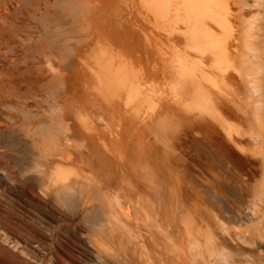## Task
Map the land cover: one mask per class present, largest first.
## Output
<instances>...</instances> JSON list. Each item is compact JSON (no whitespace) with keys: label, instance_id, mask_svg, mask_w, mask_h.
Segmentation results:
<instances>
[{"label":"bare ground","instance_id":"1","mask_svg":"<svg viewBox=\"0 0 264 264\" xmlns=\"http://www.w3.org/2000/svg\"><path fill=\"white\" fill-rule=\"evenodd\" d=\"M110 2L111 0L108 3ZM92 3L90 5H93ZM262 3H263L262 0H236L233 4L234 6L237 7V15L236 16L234 15L236 19L235 18L232 19L233 15L231 13L232 18H230L228 15V18L231 19L229 20L226 17L227 14L226 15L225 13L222 14L219 12V10L218 12L215 10L214 12L207 11L206 8L208 4H206L204 0H141V7L143 10L142 12H140V14L142 16V20H144V22L146 21L148 23L147 25H150L149 27L151 28L149 27L148 28L150 30L152 29L151 32H153V45L152 46L156 45L157 47L156 51L158 53L157 59H159V67L157 69V72L154 75L163 74L166 79L171 78V76L172 78L173 76L174 77L176 76L175 78L180 84L178 88L181 87V89L190 90L187 92H191V90L193 91L196 90L201 93L208 92L209 91L208 89L211 90V88H213V84L205 83V81H203L206 78L205 76V78L203 79V74L207 73V71L205 70L206 72L203 73V69L205 68H204V65L201 66V64L203 63L205 56L208 57L207 54H205V52L209 51L212 55L210 59L212 58L215 61V65L213 67L215 72H217L222 77L229 79V81L230 79L232 80L236 79L243 86H246L249 89L252 88L256 91L261 92V94L264 95V52L260 47L261 32L263 31L264 25L262 23V14H261V11L259 10L262 8L261 7ZM88 4L89 3L85 5H88ZM90 5H88V7H90ZM106 6L105 8L110 7V5L107 7ZM88 7H86V9ZM101 7L103 8V6ZM230 7H233V6H230ZM230 7H228L227 9H231ZM81 9H80L81 12L79 13L81 15H85V12L87 13L86 9L85 10L83 9L85 12H82ZM247 9H251V10L253 9V11H252V14L245 16V10ZM227 13L229 14L230 12H227ZM80 14L78 15V17L80 16ZM134 14L136 15V13ZM86 15L84 17H86ZM81 19H84V18H81ZM87 21L90 22V20H87ZM137 23L141 24L139 22ZM239 23L241 25V28L237 29V24L239 25ZM78 24L81 25V23H78ZM76 29H80L79 26ZM85 29L87 30L88 28L86 27ZM124 29L126 30V28ZM143 29L148 30L147 28L146 29L143 28ZM88 30H90V28ZM75 32H77V30ZM75 32L74 34H76ZM84 32L82 34H84ZM87 32L88 34H91L89 33V31H86L85 33ZM93 32L94 31H92V33ZM116 33H119V32H116ZM70 36H72V33ZM121 36L123 37L124 35H121ZM77 37H78V34H77ZM120 39H123V38H120ZM124 39L125 40L127 39L126 41H128V38H126L125 36H124ZM108 40L110 41V39ZM125 45L126 44H124V46ZM129 45H130V42H129ZM171 45H184V47H186L185 48L186 50L182 51V54L181 53L175 54V53H172L171 50H169ZM145 46H142V47H145ZM64 47L65 46L62 47L63 50L57 49V47L56 49L58 52L59 50L61 52L64 51L62 52V54L63 53L68 54V51L72 50L71 48L72 46L70 45L68 46L70 47L69 48L70 50L67 49V52L65 51L66 47L65 48ZM75 47H73V49ZM129 48L131 47L129 46ZM140 48L138 47V50ZM147 51H151V49ZM73 53H72V57H70L71 54L69 55L66 54V55L69 56V58H73L75 56ZM131 53L132 52H130V54ZM210 53L208 55H210ZM148 54H151V52ZM66 55H65L64 60L68 58ZM85 55H88V53ZM41 56L43 55L41 54ZM79 56L78 57L76 56L78 59V62L80 61V58H81V57L79 58ZM137 56H139V54ZM137 56L135 55V57L134 56L132 57L136 58ZM45 59H48V62H50L52 58L50 59L49 57H47ZM71 60L72 59H70L69 61ZM74 61L76 60L74 59ZM114 61L118 62L119 60L117 61L114 60ZM125 61H127V64H128V59H126ZM125 61H122V62H125ZM132 61L136 63L134 59ZM103 62H104L103 58L102 60L98 59L96 63L97 66L94 67L95 69L92 68L93 67L92 64L94 62L91 63L90 65L92 66L91 68H86L89 64L84 67L83 64H85V62L79 63L83 65V68H79L80 67L79 66L76 68V71L71 69L72 67L70 68L75 73V77L73 78V81H69L68 79L67 80L62 79L63 77L60 78V76L59 77L53 76L51 81L49 79H48L49 81L45 80L46 82L40 86L39 93L31 95L32 97H27L23 95L18 96L17 94H15L14 95L15 99H18L17 100L18 105L16 107H13V106L6 107V109L9 111L6 119L11 125L9 127L8 135H9V138H11L14 141V143L8 144L6 142L0 141V170H3L2 168H5V164H4L5 160L6 161L10 160L14 156V153L27 157L26 162L24 164H21V166L18 169L17 175L20 177V179L16 181V183L21 184V186L25 190L22 194V197L24 199H31L29 195H32V196L41 198L43 204H46L48 206V209H45V213L52 222L56 221L58 219V215H61V213H65L66 215L71 216V217H75L78 214L82 213L83 214L82 219L85 223L84 228L80 230V227L65 226V229H60V228H56L50 221H47L45 219H42V221L39 222L40 227L38 228L34 227L33 225L29 226L22 220L14 218L15 214L9 211L8 209L4 208L1 204H0V228H5V229H10L12 231H16V233L18 232L22 236L27 235L29 233L28 231H31L33 234L35 233L40 234L41 237L44 238V241L37 240L36 241L37 243L34 247L37 248L40 252H45L46 255L49 256V258L46 261V264H69L70 263L68 261V258L71 254L67 252L68 243L65 247L63 244L60 243V241H62L61 237H64L63 233L67 236L72 237L69 240L71 242L69 243L72 246L77 247L76 245L80 244L81 247L83 246V249H85L86 252H89L88 254L89 257L86 258L87 264H262L263 262H258L259 259L258 261L253 260L254 259L253 256L255 255L252 256L250 252L251 250H255L258 252L259 256H263L264 254V210L261 208V206L259 207L255 204H252L253 206H250V204L253 202L248 204V202L245 201L246 204L249 205L247 209H246L247 206L245 205L246 207L244 208V210H238L239 208L236 209L235 208L236 206L234 207L236 210H231L233 206L232 208H230V206L226 207V208H229L230 210L228 209L224 210V208L223 209L213 208L212 207L213 204H211L210 202V206L212 205L210 208L209 206H207L209 204L207 205L205 204L206 200L205 202H203L204 198L206 197V196L205 197L203 196V194L205 193L204 190L196 189L193 186L192 181L191 182L188 181L186 176L183 175V173L178 174L177 168L179 169L182 166V164H184L187 161H184V163L181 164L179 160H176V163L179 162L181 166L179 167L177 166V168L175 167L176 169V172H175L173 171L174 163L171 164L173 161H168L169 154L166 156L167 160L165 158L164 159L161 158L160 156H158L160 157L158 159V157L156 158L149 154L148 155L141 154L140 152L141 149L142 150L145 149L148 152H150L152 151V149L154 150V148H152L153 146L151 145L149 139L146 141V139L144 138V135L142 133H138V131L142 132L140 129H138L137 132H135L136 130L134 129L135 130L134 131L135 133H134L132 130H130L128 123L136 115L138 116L137 114L138 112H141L140 109L142 108H141L140 99L142 101V98L139 99L138 95L141 92V87L143 86L142 85L143 83L141 81L142 84L141 86L139 85L140 89L138 92L137 89L135 88L136 86L134 87L133 83L129 84V82L127 81V80H130L129 79L130 77L128 76L127 78L128 74H126L125 72L126 70L123 71L121 68H118L117 66H114L113 64H107V63L103 64ZM142 62H143V59H142ZM54 63L57 64L58 62H54ZM73 65L75 66V64ZM121 65L124 66L123 64ZM161 65L162 67L165 68L164 69L165 72L164 71L161 72ZM50 66L51 65H48V68ZM205 66H208V64ZM54 69H57V67H54ZM147 69L150 70V68H147ZM206 69L208 70L207 67ZM51 70L52 69H50V72ZM129 71L130 70H128V72ZM61 73L62 72H60L59 74ZM142 73H140L139 77L143 76L141 75ZM145 73L147 75V71L144 72L143 74ZM52 74L58 75V73L57 74L52 73ZM148 74H151L150 71ZM39 75H43V74H39ZM210 75L211 74H209V77ZM61 76H63V74H61ZM132 77L134 78V76ZM132 77H131V80H132ZM149 77H150L149 75H148V78L145 76L144 79L153 80V78L157 76L155 77L152 76V78H149ZM44 79H47V78L44 77ZM160 79L162 78H159V80ZM148 80H144L146 81L145 82L146 84ZM171 80H167V82L169 81L170 83L173 84L175 80H172L173 82ZM162 81L164 82V79H162ZM221 81L222 80H220V82ZM133 82H137V81H133ZM161 82H159L160 85L162 84ZM233 82L231 84H233ZM145 83L143 87L145 88V90H147L148 88L145 87ZM155 83L153 86H155ZM163 84H168V83H163ZM221 84H224L223 81ZM150 85L152 84L150 83ZM224 85H226L228 88L229 84L227 85L226 83ZM234 85H237V84H233V86ZM238 85L240 84L238 83ZM166 86L168 87L169 85H165V87ZM218 86L220 87V85ZM155 87L153 88L155 89ZM214 87L216 88L217 84L216 85L214 84ZM151 88H149V90ZM172 88L173 87H171L170 89ZM166 89H169V88H166ZM216 90H218V87L216 88ZM222 90H227V89H222ZM170 91L168 92L162 91L161 94L163 93L162 94L163 96L164 93L166 92L168 95ZM180 91H178V94ZM213 91H214V88H213ZM150 93H152L151 90H150ZM141 94H144V93L141 92ZM146 94H148L147 91H146ZM154 94L155 93L153 92L152 95ZM183 94L181 95L179 94L178 96L183 97ZM189 94H193V92ZM237 94L239 95V93ZM167 95L165 96L167 97ZM210 95L208 96V99L212 98ZM150 96L148 97L150 98ZM178 96L177 98L179 99L180 97ZM136 97H138V100L135 99ZM185 97L187 96L185 95ZM157 98H161V96ZM258 98H260L259 95H258ZM30 99L33 100V105L31 107H28ZM164 99L166 100L167 98H164ZM175 99H176V96L174 100ZM186 99L183 98L180 101L182 100L185 101ZM199 99H201V96ZM151 100L153 99L151 98ZM187 101H186V104L185 102L183 101L182 102L185 105H188ZM219 101L218 103L220 104L221 102ZM144 102L146 104L147 101H144ZM195 102H196V99H194L193 105H195L194 104ZM211 102H215V101H211ZM159 103H162V102H158V104L157 103L156 104L154 103V104L158 106ZM149 104L147 102L146 105H148L149 107ZM152 104L153 103L151 102V105ZM172 104H174L173 100H172ZM209 104H211L210 101H209ZM246 104L247 102L242 103V105H239V106L236 105L237 110L238 108L244 109L247 106ZM174 105L178 106L177 103ZM191 106L188 105L186 107L188 109L189 107L191 108ZM18 107L22 109H25L28 107L29 109L27 113H24L21 118H18V120H16L15 117L13 118L11 117L10 113H11V110L17 109ZM142 107H143V112L139 113L140 117L136 116L134 119L139 120L138 123L139 124L142 123V126H145V125L147 126L149 123L153 122V118H152L153 116L150 113H154L155 111L152 112L153 110L152 111L150 110V112L146 111L144 113V107L146 106H142ZM155 107L156 106L152 108H155ZM161 107L162 106H160L159 108ZM184 107L182 106L179 108H183L185 110L186 107L185 108ZM176 108L178 109V107H175V110ZM211 108H209L210 112L207 110L209 113L212 112L211 110L213 108L212 109ZM197 109H195L196 112L198 111ZM189 111L190 110H188L187 113H189ZM263 111L264 110L262 109V112ZM156 112L158 113V110ZM174 112H177V111H173V116H174ZM228 112H230V110H228ZM207 113L204 115L208 117L209 113L208 114ZM221 113H224V112H221ZM165 114H164V117H165ZM241 114L239 115L241 116ZM204 115H200V116H204ZM261 115L263 117V114ZM176 116H174V118L178 117ZM236 116L235 117L231 116V119L236 118ZM257 116L259 117L258 122L261 125L262 119L260 118L259 115ZM169 117H166L167 120H170L168 119ZM239 118L241 119V117ZM234 120H237V119H234ZM17 121H18V124L16 123ZM214 121H217V120L215 119ZM227 121H225L224 124H226ZM131 123H134V124H131ZM231 123L234 124V122H231ZM130 124L133 125L134 127L135 122H130ZM167 124H166L167 126L166 132L171 129L176 128L174 126H173L174 128H170L169 124L168 125ZM171 124L172 123H170V126L173 125ZM236 124L237 125L239 124L238 121ZM159 127L161 128L162 126H159ZM168 127L170 128L169 130H168ZM211 127H213L212 124H211ZM160 128H157V131ZM233 129L234 128H232V130ZM263 131L264 130H262L261 134L264 133ZM154 132H155V129H154ZM174 132L172 133L174 134ZM230 132L228 131V133ZM232 132L230 135L233 134ZM238 132L239 131H237V133ZM172 133L169 135V133L167 132L166 134L161 135V139H162V136L164 138V136L166 135L167 141H169L171 139L170 136L172 135ZM152 134H153V137H155L154 136L155 133H152ZM159 134H160V131L158 133V136ZM167 134L169 135L168 137H167ZM230 135L228 137H229V142L231 143L230 139L233 138V135L232 136ZM234 136H235V133H234ZM244 136L245 135L243 134L241 137H244ZM178 137L179 136H177V139ZM199 137H202V136H199ZM236 137H240V136H236ZM151 139L153 140V138ZM157 139L155 140L157 141ZM159 142L157 144H159ZM169 142L173 143V140L172 142L171 141ZM252 142H255V141H252ZM170 143H168V145ZM197 143L201 144V142H197ZM259 143L260 142H258L257 144ZM235 144L238 145L236 142L233 141V146H236ZM253 144L254 143H252V145ZM248 145H251V144H248ZM262 145H264V142ZM165 146L168 149L173 148V147L169 148L167 146V143ZM246 146L247 145L243 147H246ZM167 148L165 149L166 154H167ZM180 148L181 147H179V149ZM174 149L176 148L174 147ZM186 149H188V147ZM205 149H207V147H205ZM239 149L241 150V148ZM164 151L163 153H165ZM175 151L173 152L170 151L171 152L170 154L172 153L174 154ZM207 151L210 152L208 149ZM239 152L240 151L238 150V153ZM175 153H177V151ZM178 153H180V151ZM178 153L176 155H178ZM249 153L251 152L249 151L248 154H246V156H248ZM263 153L264 152H261V154ZM154 155L157 156V154H154ZM162 157H165V156H162ZM223 157H224V154H223ZM169 158L172 159L173 157H169ZM181 159H184V157ZM248 159H251V158H248ZM232 161L230 160L229 162H232ZM234 162L236 163V161ZM247 162L249 163V161ZM188 163L190 164V161ZM261 163H262V167H264V157L261 159ZM243 165L245 167V164ZM253 166L251 167L253 168ZM244 169H247V168H244ZM254 169H255V166H254ZM187 170H188V167H187ZM260 170L263 171L262 168ZM188 171H191L190 168ZM221 171L223 172V170ZM232 171L233 170L231 169V172ZM223 173L225 174V172ZM234 173L237 174V172H234ZM256 174L257 176H255L254 174L255 184L252 185V187L254 186L255 188L252 189L251 193L249 194V196L253 197L254 202H256L257 200L261 201V197H264V175H262V172L261 174H259V172H257ZM238 175L239 174H237V176ZM232 177L230 175L228 179H230L231 181ZM242 177L240 179L245 178V177L244 178ZM206 179L208 180V178ZM211 179L210 181L212 182ZM245 179L247 180V178ZM213 180H216V179H213ZM223 180H222V186L224 185ZM216 182L217 181H215V183ZM247 184L249 186L251 183L250 184L247 183ZM226 186L227 185H225V187ZM211 188H214V187L212 186ZM228 189L230 190L232 188H228ZM5 191H6V187L4 186L0 187V200L5 199L6 197ZM240 193H241V189H240ZM207 194L209 193L207 192ZM237 195L239 194L237 193ZM209 196L210 195H207V199H209L208 198ZM231 198L233 197L230 196V199ZM240 199L241 197L239 198V201H242V199L241 200ZM243 199H246V198H243ZM249 200H252V199H249ZM206 203H209V200ZM216 204L217 206L220 205V203L218 204L217 201H216ZM224 205L225 204H223V206ZM2 208H4V210ZM235 221H239V223L242 222V224L244 221H247L249 223L254 222V221L255 222L249 225L247 224V226L245 227L241 225L240 223L242 228L240 227L241 229L239 228L237 229V227L235 226L236 224L234 225ZM231 223H233L232 225H234L236 228H233L234 226L232 225L231 227L229 225ZM78 233H81L82 237L81 236L79 237ZM54 234H57L56 245H54V243L51 241L54 239L53 238ZM74 236L78 238V239L76 238L78 241L77 244L72 240V239H75ZM3 242L4 243L8 242V238H3ZM54 246L58 247V250L55 249ZM13 247L16 248L15 246ZM20 253L26 258L27 264H43L44 262V258H43L44 256L39 257L38 255H34L33 253H28L24 249L21 250Z\"/></svg>","mask_w":264,"mask_h":264},{"label":"rangeland","instance_id":"2","mask_svg":"<svg viewBox=\"0 0 264 264\" xmlns=\"http://www.w3.org/2000/svg\"><path fill=\"white\" fill-rule=\"evenodd\" d=\"M90 1L91 0H89V1L88 0L87 1H85V0L84 1L83 0L82 1L81 0H0V141L6 142L8 144L14 143V141L11 138H9V135H8L9 127L11 125L9 124V122L6 119L8 113H9V111L6 109V107H9V106L16 107L18 105V102H17L18 99H15V96H14L15 94H17L18 96L23 95V96H27V97H32L31 95L38 94L39 90H40V86L43 83H45L46 81H49V80L51 81L53 76H57V77L60 76V78L63 77L62 79H66V80L68 79L69 81H73V78L75 77L74 71H76L77 67L80 66L79 68H83V65L85 67L89 64L86 68H91L92 66H93L92 68H94L97 66L96 63H97L98 59L102 60V58H103L104 59L103 64L104 63L113 64L114 66L121 68L123 71L126 70L125 72H126V74H128L127 78H128V76L130 77L129 78L130 80H127V81L129 82V84L133 83L134 84L133 86L134 87L136 86L135 88L137 89L138 92L140 89L139 85L141 86V84L143 83L142 85L144 86V83L146 82L144 80H148V79H144L145 76L147 78H148V75L150 76L149 78H152V76L153 77L157 76V77L153 78V80L152 79L148 80L147 84L145 83V87L148 88L147 90H145V88L143 86L142 87L144 89L141 87V92L146 94V91H147L148 94L144 95V94H141V92H140L139 93L140 96L138 95L139 99L142 98V101L140 99L141 108H142V109H140L141 112H143L142 106H146V107H144V113L146 111L150 112V110L151 111L153 110L152 112L155 111L154 113H150L153 116V117L151 116L153 118V122L149 123L147 125L148 127L146 125L142 126V123H140V124L138 123L139 120L134 119L137 116L136 115L130 121V122H135L134 127H133V125H131L134 123H131V124H130V122L128 123L130 130H132L133 132L135 130H136L135 132H137V130L140 129L142 132L138 131V133H142L144 135V138L146 139V141L149 139L151 145L153 146V147L152 146L151 147L154 148V150L152 149V151H150V152H148L145 149H143V150L141 149V151H140L141 154H144V155L149 154V155L156 157V158L158 156H160L163 159L164 158L166 159L167 158L166 156L169 154L168 155V161H173L172 163L171 162L170 163L171 164L174 163L173 164L174 165L173 171H175V172H176L175 167L177 168V166L178 167L181 166L179 164V162H181V164H182V163H184V161H187L184 164H182V166H181L182 168L181 167L179 168L180 170L177 168L178 174L183 173V175L186 176L188 181H190V182L192 181L193 186L196 189L204 190V192L206 194L202 191L205 194V195L203 194V196L204 197L206 196V197L204 198L203 202H205V200H206V202H208V200H209V203L205 202V204L206 205L209 204L207 206H209L210 208L212 206V205L210 206V202H211V204H213V206H212L213 208H221V209L224 208V210L225 209L230 210L229 208H226V207L230 206V208H232V206H233V208L231 210H236L238 208H239L238 210H244V208L246 206H247L246 209L249 207V205H247L246 202H248V204L253 202L250 204V206H253L252 204H255L259 207L261 206V208L264 210V206H263L264 205V197H261V201L257 200L256 202H254L253 197L249 196L252 189L255 188L254 186L252 187V185L255 184L254 178H255V176H257L256 173L259 172V174H261V172H262V175H264V169H263L264 167H262V163H261V159L264 157L263 156L264 153L261 154V152H264L263 151L264 145H262L264 142V136H263L264 133L261 134L262 130H264V125H263L264 124L263 123L264 122V120H263L264 119L263 118L264 117V113H263L264 111L262 112V109L264 110V104H263L264 95H262L261 92L256 91L252 88L249 89L246 86H243L236 79L235 80L240 85H238V83L235 80L230 79V81H229V79H226V78L222 77L221 75H219L217 72H215L214 68H213L215 65V61L212 58L210 59V57L212 55L209 51H206L207 53L205 52V54H207L208 57L205 56V59H204L203 63L201 64V66L204 65V68H205V69H203V73L206 71L208 73V74L207 73L203 74V79L206 76V78L203 81H205V83L213 84L214 91H213V88H211V90L208 89L209 93L208 92H202L201 93V92H198L196 90H194V91L191 90V92H187L190 90L181 89V87L178 88V86L180 84L178 83L177 79L175 78L176 76L175 77L173 76V78L171 76V78L166 79L163 74L154 75L157 72V69L159 67V59H157L158 53L156 51L157 47H156V45L152 46L153 45V32H151L152 29L151 30L149 29V28H151V27H149L150 25H147L148 23L146 21L144 22V20H142V16L140 14V12H142V10H143L141 7V0H111V2H110L111 4L108 3L110 0H93L91 2ZM235 1L236 0H214V2H213V0H209V2H210L209 3L208 0H206V1L204 0V2H206V4H208L207 8L209 7L208 9L206 8L207 11L214 12V10H215L218 12V10H219L220 13H222V14L225 13V15L227 14V16H226L227 18H228V15L230 18L233 17L232 19H234V18L236 19L235 16L237 15V7L233 5ZM83 2H85V3H83ZM262 2H263L261 5L262 8L259 10L261 11L262 23L264 25V0H262ZM82 3H83V5H82ZM87 3H89L88 5H90L92 3L93 5H90V7L91 6H93V7L90 8V7H88V5H85ZM97 3H99V4H97ZM100 4H101V6H103L104 9L100 6ZM78 5L79 6L81 5V6L79 7ZM106 5L107 6L110 5V7H107ZM82 6H83V8H82ZM98 6H99V8H98ZM105 6L107 8H105ZM216 6H217V8H216ZM230 6H233V7H230ZM86 7H88L89 9L88 8L86 9ZM228 7H230L231 9H227ZM96 8H97V10H96ZM80 9L82 10V12H85L84 10L86 9L88 14L90 12L91 13L88 15L85 12V15L87 14L88 17H87V15H86V17H84L85 15H81L79 13V12H81ZM107 9H109V10H107ZM252 11H253V9L252 10L251 9L245 10V16L252 14ZM227 12H230V13L228 14ZM134 13H136V15ZM231 13L233 16L231 15ZM79 14H80V16H79L80 19L78 17ZM81 18H84V19H81ZM85 18L87 20H90V22H88ZM128 19L130 20V22ZM138 20H140L142 22H140ZM229 20H231V19H229ZM136 21L141 23V24H138ZM78 23H81V25H79ZM133 23H134V25H133ZM75 24L78 25L80 29H76V28H78V26H76ZM135 24H136V26H135ZM146 25H147V27H146ZM85 26L88 29L90 28V30H88V29L86 30ZM88 26H90V27H88ZM97 26H99V27H97ZM100 27H101V29H100ZM124 28H126V30ZM143 28H145V29L147 28L148 30H144ZM240 28H241V25L239 23V25L237 24V29H240ZM75 29L77 30V32H75L76 31ZM82 29H84L85 32L89 31V33H91V34H88V32L85 33L84 30H82ZM72 30H74V31H72ZM91 30L94 32L92 33ZM80 31H82V32H80ZM74 32L76 34H74ZM83 32H84V34H82ZM102 32H103V34H102ZM116 32H119V33H116ZM71 33H72V36H70ZM79 33H81V34H79ZM123 33H125V34H123ZM77 34H78V37H77ZM86 34H88L89 36ZM119 34H120V36H119ZM107 35H108V37H107ZM121 35H124L126 38H128V41H126L127 39L125 40L124 36L122 37ZM120 38H123V39H120ZM108 39H110V41ZM143 39H145V40H143ZM76 41H78L80 44ZM100 41H102V42H100ZM118 42H119V44H118ZM129 42H130V45H129ZM260 42H261L260 47L264 52V27H263V31L261 32V41ZM117 44H118V46H117ZM124 44H126V45L124 46ZM55 45H56L57 49H60V50L61 49L63 50L62 47L65 46L66 48L65 47L64 48H65L66 52H67V49L70 50L69 49L70 47H68V46L69 45L72 46L71 47L72 50H74L76 52L70 50L71 52L68 51V54L66 52L65 53L67 55L71 54L70 57H72V53L74 52L73 54L75 56L73 58L77 62L74 61L73 58H69V56H67L64 53H63L64 54V56H63L62 52H64V51L61 52L59 50V52H58ZM120 45H122V46H120ZM131 45H133V46H131ZM129 46L132 49L129 48ZM142 46H145V47H142ZM73 47H75V48L73 49ZM138 47L139 48L141 47V48L138 50ZM85 48H87V49H85ZM121 48H123V49H121ZM145 48H146V50H145ZM185 48L186 47H184V45H171L169 50H171V52L175 53V54H177V53L182 54V51L186 50ZM150 49H151V51H147ZM187 50H189V49H187ZM82 51H84V52H82ZM85 51L88 53V55H85V54H87ZM130 52H132V53L130 54ZM145 52L147 55L145 54ZM150 52H151V54H148ZM209 53H210V55H208ZM41 54L44 57L41 56ZM125 54L126 55L128 54L127 57ZM138 54H139V56H137ZM65 55L68 57V58H66V60H64ZM129 55H130V57H129ZM131 55L134 57L136 55L137 57L133 58ZM61 56H63V57H61ZM76 56L77 57L79 56V58L81 57L80 58L81 62L80 61L78 62V59ZM47 57H49L50 59L52 58L54 61L51 59L50 62H48V59H45ZM207 58H209V59H207ZM70 59H72V60L69 61ZM126 59H128V64H127V61H125ZM133 59L135 60L136 63H134V61H132ZM142 59H143V62H142ZM94 60H96V61H94ZM109 60H110V62H109ZM114 60H116V61L119 60L121 62H119V61L115 62ZM207 60H209V61H207ZM122 61H125V62H122ZM46 62H48V63H46ZM54 62H58V63L56 64ZM84 62H85V64H83V65L79 64V63H84ZM92 62H94V63L92 64V66H90ZM140 62H141V64H140ZM73 64H75V66ZM94 64H96V65H94ZM121 64H123L124 66H122ZM207 64L209 67L205 66ZM48 65H51L50 66L51 68L50 67L48 68ZM136 65H138V66H136ZM54 67H57V69H54ZM206 67L208 68V70L210 69L212 71H210V70L208 71L206 69ZM59 68H60V70H59ZM70 68L73 69L74 71L71 70ZM147 68H150V70ZM50 69H52L51 70L52 73H54V74L58 73V75H53L50 72ZM61 69L64 71V73ZM164 69L165 68L162 67V65H161V72H163ZM53 70H54V72H53ZM128 70H130V71L128 72ZM42 71H43V73H42ZM146 71H147V75H146V73L143 74ZM149 71L151 74H148ZM60 72H62L61 74H63V76H61V74H59ZM73 73H74V75H73ZM140 73H142L141 75H143V76L139 77ZM39 74H43V75H39ZM209 74H211L210 77H209ZM212 74H213V76H212ZM64 75H66V76H64ZM137 75H138V77H137ZM67 76H68V78H67ZM132 76H134V78ZM44 77H46L47 79H44ZM131 77H132V80H131ZM159 78L164 79V82L162 81V79H160L162 81L161 82L159 80ZM154 79H156V80H154ZM171 79L175 80L173 84L170 83L169 81L167 82V80H171ZM138 80L140 83L138 82ZM220 80H222L224 84H226V83H227V85L229 84L228 88L230 91L228 90L226 85L221 84L222 81L220 82ZM133 81H137V82H133ZM141 81H142V83H141ZM154 81L157 83H155ZM152 82L155 83L156 87L153 86L154 83H152ZM159 82H161L162 84L163 83H168V84H163V85L161 84L163 86L162 87L159 84ZM215 82H217V83H215ZM232 82H233V84H237V85L233 86V84H231ZM150 83L152 85H150ZM157 84H159V85H157ZM214 84L215 85L217 84L218 90L220 92L218 90H216L217 87L215 88ZM165 85H169V86L165 87ZM218 85H220V87ZM150 86L155 87V89L153 87L151 88ZM159 86H161V87H159ZM176 86H177V88H176ZM171 87H173V88L170 89ZM234 87H236L237 89ZM149 88H151L150 90L152 91V93H150ZM162 88L165 90H163ZM166 88H169V89H166ZM180 89H181V91H180ZM222 89H227V90H222ZM156 90L157 91L161 90V91L157 92ZM175 90H176V92H175ZM162 91L163 92L164 91H166V92L170 91V92L168 93V95L165 92L163 95L164 97H163L162 96L163 93L161 94ZM178 91H180L179 92L180 95L185 93V94H183V97L178 96L179 95ZM153 92L155 93L154 95H152ZM192 92H193V94H189ZM212 92H214V93H212ZM230 92H231V94H230ZM198 93H199V95H198ZM237 93H239V95ZM208 94L209 95L211 94L210 96L212 98L208 99V96H209ZM248 94H249V96H248ZM165 95H167V97ZM174 95L176 96V99H175L176 102L174 100V98H175ZM185 95L188 98L185 97ZM224 95H226V96L228 95V96L226 97ZM258 95L260 96V98H258ZM148 96H150V98ZM156 96L157 97L161 96V98H157ZM177 96L180 97L181 99L187 98L185 101L184 100H182V101L185 102V104H186V101L188 100L187 104L189 106L192 105L191 108L189 107L190 109L189 108L187 109L186 106H188V105H185L182 101H180L181 99L180 98L178 99ZM200 96H201V99H199ZM202 96H204V97H202ZM138 97H136L135 99L138 100ZM217 97H219V98H217ZM224 97H226V98H224ZM151 98L153 100H151ZM155 98H157V99H155ZM164 98H167V99L165 100ZM190 98H192V99H190ZM233 98L235 100H237V99H239V100L235 101ZM143 99H145V100H143ZM170 99H171V101H170ZM194 99H196V102L194 103L195 105H193ZM211 99H213V100H211ZM223 99H225V100H223ZM172 100H173V103L174 104L177 103L178 106H175L174 104H172ZM217 100L221 103L219 104ZM226 100H228V101H226ZM29 101L30 102L28 104V107H31L33 105V100L30 99ZM144 101H147L148 104L150 103L149 107H148V105H146L147 102L145 104ZM209 101L211 104H209ZM211 101H215V102L217 101V102L215 103V102H211ZM151 102L153 103L152 105H151ZM158 102H162V103H159V105L162 106L161 108H159L160 107L159 105L158 106L155 105L156 103L158 104ZM201 102H202V104H201ZM225 102H227V103H225ZM246 102H247V104H246L247 106L244 109L238 108V110H237L236 105L239 106V105H242V103H246ZM179 104L180 105L183 104V105L180 106ZM150 105L152 107H154V106H156V107L152 108ZM227 105L229 108L227 107ZM174 106L178 107V109L176 108V110H175ZM182 106L186 107V108L184 107L185 110L183 108H179ZM208 106H209V108H211V107L213 108V109L211 108L212 109L211 113H209L210 109L208 108ZM28 107L25 109L18 107L17 109L11 110V113H10L11 117L12 118L15 117V119L18 120V118H21L24 113L28 112V109H29ZM225 107H227V108H225ZM193 109H194V111H193ZM195 109H197L198 111L196 112ZM224 109H226V110H224ZM157 110H158L159 114L156 112ZM188 110H190L191 112L189 111V113H187ZM228 110H230V112H232L233 115H232V113L228 112ZM236 110H237V112H236ZM171 111H172V113H171ZM173 111H177V112H174V116L177 115L178 116V117L176 116L177 118H174ZM217 111H219V112H217ZM233 111H235V112H233ZM141 112L137 113L138 114L137 117H140L139 113H141ZM165 112H166V114H165ZM221 112H224V113H221ZM190 113L191 114L193 113V114L191 115ZM203 113L204 114L207 113L209 116L207 117ZM214 113H215V115H214ZM164 114H165V117H164ZM239 114H241V116ZM261 114H263V117ZM200 115H204V116H200ZM230 115L233 117H235L237 115L238 117L236 116V118H234L237 120H234L233 118L231 119ZM257 115H259L260 118L262 119L261 125L258 122L259 117ZM155 116H157V117H155ZM210 116H211V118H210ZM228 116H230V117H228ZM166 117H169L168 119H170V120H167ZM239 117H241V119ZM253 117H255V118H253ZM242 118H243V120H242ZM215 119L217 121H214ZM176 120H177V122H176ZM225 121H227L226 124H224ZM229 121H230V123H229ZM237 121L239 123L238 125L236 124ZM231 122H234V124ZM16 123L18 124V121ZM167 123L169 124L170 128L176 127L174 129H171L173 131L169 130L170 128L168 127L169 131H167L170 135L175 130L174 134L172 133V135H171L172 137L170 136V138L173 140V143L169 142V141L172 142V140L170 138H169L170 140L168 139L169 141H167L166 135L164 136L165 139L163 138V136L161 139V135H164L167 133L166 132V130H167L166 124ZM170 123H172L173 125L171 124L172 126H170ZM250 123H251V125H250ZM153 124H154V126H153ZM211 124L214 128L211 127ZM216 124H218V125H216ZM228 124H230V125H228ZM157 125H158V127H157ZM159 126H162L163 128L162 127L160 128ZM238 126L242 129H240ZM143 127H144V129H143ZM256 127H257V129H256ZM157 128H160V129H158V131H157ZM232 128H234V129L232 130ZM154 129H155V132H154ZM186 129H188V130H186ZM225 129H227V130H225ZM234 130H235V132H234ZM259 130H260V132H259ZM159 131H160V134L158 136ZM228 131L229 132L233 131L232 132L233 138L230 139L231 143L229 142V137H228L231 134V132L228 133ZM237 131H239V132L237 133ZM151 132L155 133L154 134L155 137H153V134ZM176 133H178V134H176ZM234 133H235V136H234ZM242 133L245 135L244 137H241L243 135ZM169 135L167 134V137ZM232 135H230V136H232ZM177 136H179L178 139H177ZM199 136H202V137H199ZM236 136H240L241 138L236 137ZM147 137H149V138H147ZM261 137H263V138H261ZM151 138H153V140ZM250 138H251V140H250ZM155 139H157V141ZM154 140H155V142H154ZM163 140H164L165 144H164ZM213 140H215V141H213ZM233 141L236 142L241 147H239L236 144H235L236 146H233ZM252 141H255V142H252ZM158 142H159V144H157ZM178 142H180V143H178ZM197 142H201V144L200 143L198 144ZM258 142H260V143L257 144ZM166 143H167V146L169 148L173 147V145L175 144L174 147L176 149H174V147L171 148L172 150L168 149L165 146ZM168 143H170L169 144L170 146L168 145ZM252 143H254V144L252 145ZM171 144H173V145H171ZM243 144H245L247 146L243 147V146H245ZM248 144H251L252 147H251V145H248ZM164 146H165V148H164ZM203 146H204V148H203ZM179 147H181V148L179 149ZM187 147H188V149H186ZM205 147H207V149L210 152H208L207 149H205ZM236 147H238V148H236ZM258 147H260V148L262 147V148L260 149ZM166 148H167V154H166V150H165ZM239 148H241V150ZM236 149H237V151H236ZM246 149H248V150H246ZM162 150L163 151L165 150L164 151L165 153H163ZM169 150L171 152L176 150L177 153L180 151L181 154L178 153V155H176L177 154V153H175L176 151L174 152V154L173 153L170 154L171 152ZM238 150L240 151L239 152L240 154L238 153ZM251 150L252 151L254 150L253 152H255L256 154L253 153ZM260 150H261V152H260ZM154 151H156V152H154ZM249 151L251 153H249V155L246 156V154H248ZM140 152H139V154H140ZM183 153H185V154H183ZM210 153H212V154H210ZM154 154H157V156ZM223 154H224V157H223ZM161 155L165 156V157H162ZM171 155H173V156H171ZM176 156H178V157H176ZM182 156L184 157L185 160L181 159V158H183ZM260 156H261V158H260ZM160 157H158V159ZM169 157H173L174 159L173 158L170 159ZM194 158H195V160H194ZM226 158H228V159H226ZM243 158H244V160H243ZM248 158H251V159H248ZM26 159H27V157H24L20 154L14 153V156L10 160H8V161L5 160V162H4L5 168H2L3 170H0V187H3V186L6 187V191H5L6 197H5V199L0 200V204L4 208L13 212L15 214L14 218L22 220L23 222H25L29 226L33 225L34 227L38 228V227H40L39 222L42 221V219H45L47 221H50L56 228L65 229V226H75V227H80V230H82V228H84V226H85V223L82 219V215H83L82 213L78 214L75 217H71V216L66 215L65 213H61V215H58V219L56 221L52 222L45 213V209H48V206L46 204H43L41 198L36 197V196H32V195H29L31 197V199H24L22 197V194L25 190L23 189L21 184L16 183V181L20 179V177L17 175L18 169L21 166V164H24L26 162ZM176 160H179V162L177 161L178 163H176ZM230 160L231 161L233 160V161L229 162ZM189 161H190V164L188 163ZM234 161H236V163ZM247 161H249L250 164ZM233 162H234V164H233ZM243 164H245V167ZM253 165L255 166V169L257 171L254 169ZM183 166H185L186 168ZM251 166H253V168ZM187 167H188V170L190 168L191 171H188ZM244 168H247V169H244ZM259 168L260 169L262 168L263 171H261ZM183 169L185 170V172ZM231 169L234 172H237V174H239V175L237 176L236 173H234L233 171L231 172ZM208 170H210V171H208ZM221 170H223V172H225L226 175ZM190 172H192V173H190ZM232 173H234V174H232ZM254 174H255V176H254ZM230 175H231V177L235 175L234 176L235 178L232 177L233 180L231 179V181H230V179H228L230 177ZM241 175L242 176L244 175V176L242 177ZM241 177L242 178L245 177V178H247V180L244 178L245 179V181H244V179H240ZM206 178H208V180ZM211 178L216 179V180H213ZM189 179H191V180H189ZM210 179L212 180V182L210 181ZM223 179H225V180H223ZM234 179H236V180H234ZM222 180H223V184H224L223 186H222ZM215 181H217V182L215 183ZM232 181H233V183L234 182L236 183V181H237V183L233 184ZM243 182H245V183H243ZM246 182L249 184L251 183V184L248 186V184ZM195 183H197V184H195ZM208 183H210V184H208ZM219 183H220V185H219ZM200 185H202V186H200ZM209 185H210V187H209ZM225 185H227L229 187H227V186L225 187ZM199 186H200V188H199ZM206 186H207V188H206ZM212 186L214 188H211ZM228 188H232L233 190L232 189L229 190ZM240 189H241V193H240ZM225 190H227V191H225ZM206 191L209 194H207ZM229 191H231V192H229ZM210 193H212V194H210ZM237 193L239 195H237ZM216 194H218L220 196H218ZM207 195H210L208 197L209 199H207ZM230 196L233 197L235 200L233 198L230 199ZM240 197H241L242 201H239ZM243 198H246V199H243ZM247 198H248V200H247ZM249 199H252L253 201L249 200ZM216 201L218 204L220 203V205L217 206ZM223 204H225V205L223 206ZM232 204H234V205H232ZM241 204L244 207H242ZM4 208H2V209L4 210ZM254 222L249 223L247 221H244L243 224H242V222H240V223H241V225H243L245 227V226H247V224L249 225V224H252ZM240 223H239V221L234 222V225L236 224L235 226L237 227V229L242 228ZM232 224L233 223H231L229 225L231 226ZM234 225H232V226H234ZM235 226L233 228H236ZM28 232L29 233L27 235L22 236L18 232L16 233V231H12L10 229H5V228H0V264H27L26 258L23 255H21V253H20V251L23 249L25 251H27L28 253H33L34 255H38L39 257L44 256L43 257L44 258L43 264H46V261L49 258V256L46 255L45 252H40L37 248L34 247L37 243L36 242L37 240H43L44 241V238H42L40 234H36V233L33 234L31 231H28ZM63 235H64V237H61L62 241H60V243L63 244L64 247L68 243L67 252L69 254H71L68 258V261L70 262L69 264H87L86 258L89 257V255H88L89 252H86L85 249H83V246L81 247L80 244L76 245L77 247L72 246L70 244L71 242L69 241L70 238H72V237L67 236L64 233H63ZM78 235L80 237L82 234L78 233ZM3 238H8V242L4 243ZM53 238H52L53 240H51V241L54 243V245H56L57 234H54ZM74 238L75 239H72V240L77 244L78 238L76 236H74ZM13 246H15L16 248H14ZM54 247H55V249L58 250V247H56V246H54ZM250 252H251L252 256L255 255V256H253L254 257L253 260L258 261V259H259L258 262H263L262 264H264V258H263L264 254H263V256H259L258 252L255 250H251Z\"/></svg>","mask_w":264,"mask_h":264}]
</instances>
